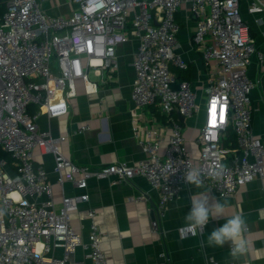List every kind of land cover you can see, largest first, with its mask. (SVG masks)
<instances>
[{"label":"built area","instance_id":"built-area-1","mask_svg":"<svg viewBox=\"0 0 264 264\" xmlns=\"http://www.w3.org/2000/svg\"><path fill=\"white\" fill-rule=\"evenodd\" d=\"M242 1L73 0L77 7L70 15H49L38 0L5 1L0 14V264H81L73 257L79 247L88 251L91 264H106L104 232L95 221L96 210H89L87 240L71 223L80 203L90 200L91 178L118 184L146 177L160 195L151 208L153 233L160 232L168 203L188 185L183 177L191 169L199 170L203 186L224 197L234 196L255 178L264 179V140L252 128L254 83L248 74L253 57L263 62L264 52L250 34ZM185 4L196 17L193 42L210 74L201 99L189 81L177 82L172 71L173 65L188 67L177 51L181 31L177 15ZM247 10L258 24L263 23L264 0H249ZM129 20L138 41L133 62L135 107L159 104L170 120L174 111L192 117L203 110L200 153L190 152L177 122L166 141L162 128L139 125L135 113L134 136L146 153L144 159L77 164L62 150L67 136L41 129L38 118L41 112L49 117L67 114L69 98L77 95L80 81L88 93L97 92L91 72L109 73L110 78L119 69L117 50L128 40ZM32 106H36L33 112ZM229 125L236 133V147L224 145ZM89 128L86 124L74 132ZM165 141L166 152L161 154ZM36 148L54 156L61 186L69 182L82 190L64 194L60 207L49 172L35 162ZM221 167L219 179L210 177L211 170ZM41 197L45 198L34 199ZM135 199L145 201L147 195ZM202 232L196 230V235ZM184 233L193 234L190 227ZM57 248H63V256L53 253ZM160 257L158 264H171L166 251ZM210 261L219 264L214 258Z\"/></svg>","mask_w":264,"mask_h":264},{"label":"crops","instance_id":"crops-1","mask_svg":"<svg viewBox=\"0 0 264 264\" xmlns=\"http://www.w3.org/2000/svg\"><path fill=\"white\" fill-rule=\"evenodd\" d=\"M49 15H70L77 5L73 0H38ZM249 0L242 1V13L249 24L250 34L256 39L264 52V17L258 24L248 13ZM185 4L177 15L181 25L178 34V49L187 63L186 69L172 66L177 82L187 80L202 98L210 74L200 48L193 42L197 27L196 17ZM128 40L117 50L119 69L111 73L96 74L93 82L98 84V91L88 93L84 82H79V91L69 98L68 113L59 117H49L41 112L38 123L41 129L51 130L55 136L65 135L67 140L62 145L64 154L80 165L101 166L117 161L137 162L146 157L134 136V114L138 115L139 125L159 126L166 141L173 133L177 122L186 137L190 152L194 156L200 153L199 133L204 126V111L185 117L178 111V119L172 113L173 120L166 118L159 104L137 108L132 100V85L135 78L134 60L137 58L138 41L136 40L131 20L128 22ZM248 74L254 83L251 92L252 128L254 135L264 140V61L253 57ZM90 78V75H89ZM107 80V82H103ZM103 80V81H102ZM36 110V109H35ZM35 110H32L35 111ZM165 117V120L162 119ZM88 124L89 129L74 132V129ZM164 142L161 154H165L167 142ZM35 162L42 164L49 172L58 207L62 196L82 192L71 183L61 186L54 171V156L44 153L39 148L34 150ZM90 200L82 202L79 209L71 215V223L84 240L88 239L92 218L89 210H96L95 221L104 232L102 247L107 255L106 264H158L160 253L166 251L171 264H213L214 258L219 264H264V179L255 178L241 186L234 196L216 195L201 185H186L175 200L170 201L161 220V230L153 233L151 208L159 202V192L152 188L144 176H136L131 181L111 184L109 179L91 178L88 182ZM145 193V201L135 198ZM195 193H210L221 202L227 201L225 217L210 219L201 234H187L189 228L185 215L190 210L191 199ZM45 197L34 198L43 200ZM243 213L248 223L244 238L248 242V251L238 260L230 255V244L223 247H211L207 244L208 235L214 228L221 226L232 215ZM57 257L64 254L63 248L53 252ZM88 251L77 248L73 257L81 264H91Z\"/></svg>","mask_w":264,"mask_h":264},{"label":"clouds","instance_id":"clouds-1","mask_svg":"<svg viewBox=\"0 0 264 264\" xmlns=\"http://www.w3.org/2000/svg\"><path fill=\"white\" fill-rule=\"evenodd\" d=\"M222 172L223 167L211 170L209 175L219 179ZM183 179L186 183L196 187L203 184L198 169L187 171ZM227 207V201L221 202L212 197L210 193H195L191 199L190 210L184 219L195 235L196 230L203 231L205 229L210 219L224 218ZM247 230L248 223L243 213L232 215L226 219L225 223L211 231L207 238V244L211 247H223L225 244H230V255L234 260H238L248 251V242L244 238V233Z\"/></svg>","mask_w":264,"mask_h":264},{"label":"trees","instance_id":"trees-1","mask_svg":"<svg viewBox=\"0 0 264 264\" xmlns=\"http://www.w3.org/2000/svg\"><path fill=\"white\" fill-rule=\"evenodd\" d=\"M5 1L6 0H0V14H2L4 9H5ZM35 109H36V106H32L30 111L35 110ZM174 114H175V117L178 119V117L176 115L177 113L174 112ZM166 118H167V116H166ZM162 119L165 120V117H162ZM224 145L231 146V147L237 146L236 133H235L232 125H229L225 131Z\"/></svg>","mask_w":264,"mask_h":264},{"label":"rangeland","instance_id":"rangeland-1","mask_svg":"<svg viewBox=\"0 0 264 264\" xmlns=\"http://www.w3.org/2000/svg\"><path fill=\"white\" fill-rule=\"evenodd\" d=\"M90 79L91 80H94L95 79V76L93 75V72L90 73ZM5 157H8L9 159H11L10 156H8V154H4Z\"/></svg>","mask_w":264,"mask_h":264}]
</instances>
